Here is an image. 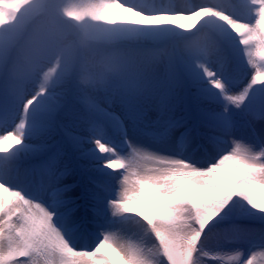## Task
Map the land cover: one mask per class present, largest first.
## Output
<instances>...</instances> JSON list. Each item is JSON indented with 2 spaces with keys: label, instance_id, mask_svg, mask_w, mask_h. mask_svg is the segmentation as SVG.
Segmentation results:
<instances>
[{
  "label": "snow or ice",
  "instance_id": "snow-or-ice-1",
  "mask_svg": "<svg viewBox=\"0 0 264 264\" xmlns=\"http://www.w3.org/2000/svg\"><path fill=\"white\" fill-rule=\"evenodd\" d=\"M0 264H264V0H0Z\"/></svg>",
  "mask_w": 264,
  "mask_h": 264
},
{
  "label": "bare ground",
  "instance_id": "bare-ground-1",
  "mask_svg": "<svg viewBox=\"0 0 264 264\" xmlns=\"http://www.w3.org/2000/svg\"><path fill=\"white\" fill-rule=\"evenodd\" d=\"M184 23H190V21H184ZM233 179H235V177L233 176Z\"/></svg>",
  "mask_w": 264,
  "mask_h": 264
}]
</instances>
